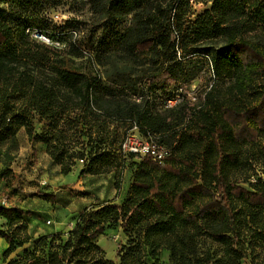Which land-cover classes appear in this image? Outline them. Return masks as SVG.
Instances as JSON below:
<instances>
[{
	"label": "trees",
	"instance_id": "trees-1",
	"mask_svg": "<svg viewBox=\"0 0 264 264\" xmlns=\"http://www.w3.org/2000/svg\"><path fill=\"white\" fill-rule=\"evenodd\" d=\"M185 1L89 0L106 29L115 31L129 18L132 24L116 33L112 43L93 34L49 52L45 44L27 39L26 19L11 18L7 0H0V139L25 127L30 140L47 145L63 174L83 160L81 174L115 173L118 191L128 163L140 157L124 149L134 128L171 150L164 163L141 157L126 200L84 209L66 244L53 243L47 252L49 239L59 234L45 235L32 251L7 264H94L88 252L82 258L85 251L108 226L120 223L138 240L143 236L153 250L167 244L173 264H191L198 242L186 228L215 214L222 218L220 228L207 221L206 229L230 246L227 262L246 257L238 242L248 235L264 239V179L248 177L245 187L226 171L243 164V145L264 153V40L250 37L264 34V0H213L209 9L189 19L180 13ZM199 54L212 56L217 72L221 62H228L233 80L225 87L217 82L197 101L159 110L155 93L141 89L144 79L153 86ZM73 56H88L90 69L76 64ZM137 64L146 67L142 77L133 75ZM36 117L44 123L41 133ZM17 192L13 188L11 194ZM24 215L20 207L0 205V217L10 226ZM154 230L161 240L153 241ZM1 233L9 257L17 246L15 236ZM139 243L121 255L119 264H145Z\"/></svg>",
	"mask_w": 264,
	"mask_h": 264
},
{
	"label": "rangeland",
	"instance_id": "rangeland-1",
	"mask_svg": "<svg viewBox=\"0 0 264 264\" xmlns=\"http://www.w3.org/2000/svg\"><path fill=\"white\" fill-rule=\"evenodd\" d=\"M212 2L213 0H186L182 3L180 13H186V19L195 18L209 9ZM4 6L11 18L21 16L26 19L30 25L26 28V33L29 34L27 39L45 44L48 48L44 49L49 52L53 49H68L71 44L88 40L93 34L96 38L107 40L108 44L112 43L116 39V33H122L132 24V18H129L120 25H115V31L110 27L106 29L108 25L104 23L105 20L95 16L89 0H7ZM179 22L175 25L176 29L179 28ZM62 30L65 32H61ZM250 37L258 41L264 40V34L261 33L251 34ZM72 58L85 70L90 69L87 68L88 56ZM219 67L217 72L212 56L195 55L182 61L177 74L164 77L153 86L145 78L141 89L155 93L159 110L171 107L170 101L177 97L181 98V102L197 101L203 92L210 90L217 82L225 87L233 80L234 68L228 62H221ZM146 71V67L137 64L133 75L142 77ZM263 82L260 79V83ZM247 99L248 102L251 101L252 96L249 95ZM43 125L36 117L35 127L38 133L43 132ZM128 139L133 144L150 141L137 128L131 131ZM243 149L249 164L246 166L245 157L241 155L243 164L229 165L226 171L231 180L238 179L241 185L249 187V182H245L246 178L264 179V153L249 144L243 145ZM140 159L141 157L134 159L137 164L128 163L122 176V188L118 191L115 173L81 174L85 164L83 160H78L69 174H63L61 166L48 154L47 145L42 141L30 140L25 127L15 136L0 139V205L2 199L8 197L11 206H21L25 211V215L13 226H10L6 218L0 217V240L3 238L1 232L6 231L15 236L17 245L10 256L6 257L0 241V264L23 257L45 235L59 234L49 239L47 252L53 243L66 244L71 237L69 231L76 226L80 212L86 208L113 200L122 204L129 195ZM13 188H17L18 192L11 194ZM43 193L54 196L50 200ZM207 221L218 229L222 218L215 214L207 219H199L197 224L190 223L186 228L195 234L198 242L196 255L189 256L191 264H264V239L254 238L251 234L238 242L244 248L246 257H235L227 262L230 246L212 236V232L206 229ZM161 237L159 230L152 231L151 238L154 242L161 240ZM25 239L28 241L19 246L18 243ZM139 241L140 250L146 254L145 264H173L172 250L167 244L153 250L143 236L140 240L136 235L131 236L121 223L108 226L95 246L85 251L82 258L85 259L88 252L86 257L93 260L94 264H108V261L119 264L121 255L129 252L130 246H137ZM153 253L156 254L155 257ZM208 257L212 259L210 263L206 260Z\"/></svg>",
	"mask_w": 264,
	"mask_h": 264
},
{
	"label": "built area",
	"instance_id": "built-area-1",
	"mask_svg": "<svg viewBox=\"0 0 264 264\" xmlns=\"http://www.w3.org/2000/svg\"><path fill=\"white\" fill-rule=\"evenodd\" d=\"M180 102H181V98L177 97L170 101V106L173 107ZM124 149L126 151L137 153L140 155V157H144V156L152 157L154 160L158 161L159 163H164L165 160L171 154V150L169 147L160 144L155 140L133 144V143H129V139H127L124 143ZM43 182L46 183V181ZM1 204L5 207L11 206V202L8 197H4L2 199Z\"/></svg>",
	"mask_w": 264,
	"mask_h": 264
},
{
	"label": "crops",
	"instance_id": "crops-1",
	"mask_svg": "<svg viewBox=\"0 0 264 264\" xmlns=\"http://www.w3.org/2000/svg\"><path fill=\"white\" fill-rule=\"evenodd\" d=\"M18 207H20V208H23V207H21V206H18ZM1 241V240H0ZM2 246H3V249L5 250L7 247H8V242L6 241V239H4V238H2Z\"/></svg>",
	"mask_w": 264,
	"mask_h": 264
}]
</instances>
